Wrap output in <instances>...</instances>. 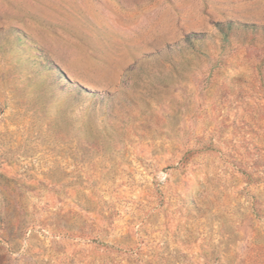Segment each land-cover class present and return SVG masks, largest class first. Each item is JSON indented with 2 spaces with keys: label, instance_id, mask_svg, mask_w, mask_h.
<instances>
[{
  "label": "rangeland",
  "instance_id": "1",
  "mask_svg": "<svg viewBox=\"0 0 264 264\" xmlns=\"http://www.w3.org/2000/svg\"><path fill=\"white\" fill-rule=\"evenodd\" d=\"M0 264H264V0H0Z\"/></svg>",
  "mask_w": 264,
  "mask_h": 264
},
{
  "label": "trees",
  "instance_id": "2",
  "mask_svg": "<svg viewBox=\"0 0 264 264\" xmlns=\"http://www.w3.org/2000/svg\"><path fill=\"white\" fill-rule=\"evenodd\" d=\"M233 24V22H229L227 23L226 25H229V27ZM244 26H247V27H257L256 24H243Z\"/></svg>",
  "mask_w": 264,
  "mask_h": 264
}]
</instances>
